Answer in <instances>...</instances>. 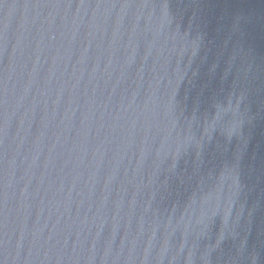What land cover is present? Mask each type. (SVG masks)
<instances>
[{"label":"water","instance_id":"95a60500","mask_svg":"<svg viewBox=\"0 0 264 264\" xmlns=\"http://www.w3.org/2000/svg\"><path fill=\"white\" fill-rule=\"evenodd\" d=\"M0 264H264V0H0Z\"/></svg>","mask_w":264,"mask_h":264}]
</instances>
